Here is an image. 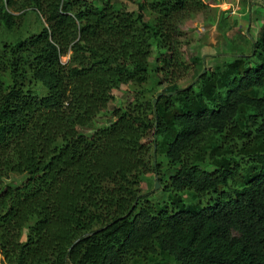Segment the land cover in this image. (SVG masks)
<instances>
[{
    "label": "trees",
    "instance_id": "1",
    "mask_svg": "<svg viewBox=\"0 0 264 264\" xmlns=\"http://www.w3.org/2000/svg\"><path fill=\"white\" fill-rule=\"evenodd\" d=\"M133 1L0 0L1 31L17 33L25 8L42 19L38 33L0 38V264H264V30L219 77L154 105L153 44L159 82L177 85L191 70L183 23L209 6L141 0L130 11ZM131 82L113 122L83 134ZM152 131L172 170L163 206L140 188L159 169ZM12 175L25 180L6 185Z\"/></svg>",
    "mask_w": 264,
    "mask_h": 264
},
{
    "label": "rangeland",
    "instance_id": "2",
    "mask_svg": "<svg viewBox=\"0 0 264 264\" xmlns=\"http://www.w3.org/2000/svg\"><path fill=\"white\" fill-rule=\"evenodd\" d=\"M94 6H102L106 0H87ZM116 8L125 5V0H111ZM209 6L204 12L197 13L192 17L187 18L183 23V31L186 33V45L183 51L186 60L191 65L190 74L186 79L180 80L175 86H167L160 83V75L154 70L158 66L157 60L159 52L153 44V54L150 57V80L144 86L146 90V99L159 103V99L164 93L170 90L175 94V89L184 88L194 85L198 91L200 76L206 75L210 77L215 73L216 77L221 75L223 67L234 62V56L239 54L251 55L253 51L254 42L260 40L264 30V0H204ZM141 0H134L128 3L127 7L130 11H136ZM19 15L18 25L19 31L17 33H9L5 28L0 29V38H6L8 42H15L17 37L25 38L32 33L39 32V25L42 23L40 14L35 8H25L16 13ZM154 13L148 9L146 11V19L153 20ZM0 22V27L2 26ZM19 33V34H18ZM68 56L62 57L66 62ZM0 79L5 85L10 84V77L3 69L0 68ZM198 81V83H197ZM136 85L129 83L123 85L120 89L115 90L114 100L108 107L97 117L95 122L89 129H83L81 132L87 136L98 128L110 125L113 120V112L119 107H126L132 100V93ZM162 94L159 98L158 95ZM161 104H168L166 100L161 101ZM251 112L243 111L240 115L242 120H246ZM242 125V124H241ZM244 128V126H243ZM255 130L254 128L252 129ZM146 139L151 141L153 164L154 167H159L152 172L143 176L140 188L143 192H149V199L155 203L163 206L168 201L169 193L164 190L166 188V181L172 170L169 168L170 163L166 158L167 138L157 137L153 131L150 132ZM157 143V144H156ZM247 153V150H244ZM211 159L200 163L203 168L209 172H214L216 167ZM160 173V175H159ZM162 178L160 182L158 177ZM243 177L237 179V184L243 182ZM25 180L24 176L12 175L5 180L6 185L18 186ZM159 182V187L157 186ZM188 203H193L192 198L185 199ZM1 258V253H0Z\"/></svg>",
    "mask_w": 264,
    "mask_h": 264
},
{
    "label": "water",
    "instance_id": "3",
    "mask_svg": "<svg viewBox=\"0 0 264 264\" xmlns=\"http://www.w3.org/2000/svg\"><path fill=\"white\" fill-rule=\"evenodd\" d=\"M171 93H169L168 95H170ZM162 94L160 93L159 95H158V98L161 96ZM155 103V102H154ZM159 182H157V186L159 187Z\"/></svg>",
    "mask_w": 264,
    "mask_h": 264
}]
</instances>
